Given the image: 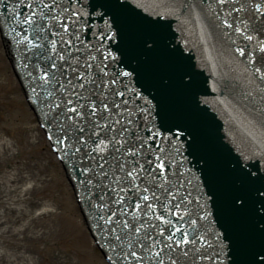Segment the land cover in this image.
<instances>
[{"label":"snow or ice","instance_id":"obj_1","mask_svg":"<svg viewBox=\"0 0 264 264\" xmlns=\"http://www.w3.org/2000/svg\"><path fill=\"white\" fill-rule=\"evenodd\" d=\"M134 5L136 0H0V38L15 46L18 66L46 109L51 147L77 173L81 200L107 246L106 264H196L213 259L206 249H215L220 264L223 234L213 231L209 242L201 234L204 222L213 209L216 216L225 208L246 212L249 197L224 195L205 179L202 189L192 168L198 165L205 175L210 159L195 121L161 103L172 87L167 76L155 87L141 79L158 39L145 30L137 36L139 54L127 50L130 27L123 16L134 13ZM162 15L185 17L199 28L202 45L219 43L244 60L242 76L250 87L238 103L257 114L252 123L264 125V0H171L159 19L137 18L157 27L167 21ZM168 48L176 51L172 40ZM193 75L184 74L185 87ZM255 201V214L264 217V189ZM256 230L264 233V220ZM252 264H264V255Z\"/></svg>","mask_w":264,"mask_h":264},{"label":"rangeland","instance_id":"obj_2","mask_svg":"<svg viewBox=\"0 0 264 264\" xmlns=\"http://www.w3.org/2000/svg\"><path fill=\"white\" fill-rule=\"evenodd\" d=\"M0 40V264H105Z\"/></svg>","mask_w":264,"mask_h":264},{"label":"water","instance_id":"obj_3","mask_svg":"<svg viewBox=\"0 0 264 264\" xmlns=\"http://www.w3.org/2000/svg\"><path fill=\"white\" fill-rule=\"evenodd\" d=\"M136 23H137L136 27L140 26L141 24L138 20H136ZM135 31H133V35L135 37L134 43L137 45L136 51H138L135 54H139L140 48H139L138 39H137L138 32H135ZM154 35L158 39L159 48L152 55L149 62L146 64L147 66L151 67V70L147 71V74L149 77H151L152 79L154 78L158 82H160V78L162 76H167L170 79L171 83H176L178 82L177 76L180 71L185 72V73L195 72L194 69H192L190 65L186 63L188 61L187 56L185 54H182V52H187L186 47L182 45V43L180 42L178 33L177 32L175 33L169 24L163 21L162 26L156 27V32L154 33ZM170 40H172L173 44L176 46V51L174 52L170 51L168 48V41ZM134 47L135 46L130 47L127 44L128 51L133 50ZM180 59H183L184 61H181ZM157 66L160 67V70L158 74H155L154 69L157 68ZM192 85L191 87L184 86V91H186L185 95L175 94L174 97L175 98L178 97L179 99L169 101V102L173 105L175 110L184 111L186 113V112H189V110H191L192 108H196L195 107V100H196L197 108H198L196 112L197 113L199 111L208 112L207 110L208 106L202 103L201 99L198 98L199 97L198 92L193 91L192 93ZM172 91H174V88H170L168 90V93ZM192 119L195 122H197L198 120L196 116H194ZM202 131H204V129ZM211 134H214L213 129L208 132V136L210 138L211 137L215 138L216 135H211ZM210 147H212V149L214 150L212 152V156L215 159H217L218 162L210 163V167L208 170H206L205 175L210 181L213 182L214 189H216L218 192H220L221 190L222 191L221 193H223L224 195H230L231 190L232 189L234 190V187L237 184H234V183L232 184V181H229L228 179H226L224 182H221L219 181L221 177H217L218 175L216 173H214V177H213V172H214V169L217 167L221 168V170H227L228 172L232 169L235 171V168L229 167V165L230 163H233V162L236 163L238 161V157L235 156L229 150L227 144L222 138H218L215 143H210L209 148ZM235 174L236 172L234 173V177H235ZM236 175H238L240 180H242V182L236 188L239 190V192H243L248 195L249 210L253 212L255 211V206H256L255 194L258 189H264V175L259 174L256 177H249L244 172L237 173ZM230 215H231V223L233 225L234 231H238L240 225L236 223L234 213L229 214L228 216ZM251 236L253 239L256 240V236L254 233ZM258 243L260 244V250L264 251V233H263V238Z\"/></svg>","mask_w":264,"mask_h":264}]
</instances>
